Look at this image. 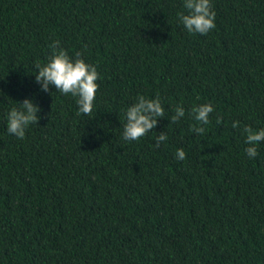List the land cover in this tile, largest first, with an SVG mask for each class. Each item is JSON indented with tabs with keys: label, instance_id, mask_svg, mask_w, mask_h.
<instances>
[{
	"label": "trees",
	"instance_id": "1",
	"mask_svg": "<svg viewBox=\"0 0 264 264\" xmlns=\"http://www.w3.org/2000/svg\"><path fill=\"white\" fill-rule=\"evenodd\" d=\"M183 2L0 0V264H264V141L250 158L243 132L264 128V0H211L207 35ZM54 41L97 68L91 115L36 82ZM140 95L165 117L125 141ZM25 99L42 118L18 139L7 113Z\"/></svg>",
	"mask_w": 264,
	"mask_h": 264
},
{
	"label": "clouds",
	"instance_id": "2",
	"mask_svg": "<svg viewBox=\"0 0 264 264\" xmlns=\"http://www.w3.org/2000/svg\"><path fill=\"white\" fill-rule=\"evenodd\" d=\"M183 7L187 10V14L180 13L179 18L190 34L207 35L216 27V13L212 9L211 0H184ZM59 43V41H54L49 46L51 54L45 65H36L35 80L41 85L42 91L48 92L54 87L56 92L76 97L78 114L91 115L99 89L97 81L100 77L97 68L86 63L81 58V53H76L75 58L71 57L65 49L59 47ZM19 105V108L14 107L7 113V130L18 139H23L28 126L39 124L42 117L38 115L41 111L40 106L31 99H25ZM213 111L211 103L200 104L192 109L194 120L199 125L208 124L209 115ZM174 113L170 118V124L177 123L185 116L182 106H177ZM164 117L165 109L159 96L151 99L140 95L125 113L126 123L123 125L122 138L125 141L139 140L156 128L158 119ZM221 119L218 118L217 123H220ZM238 125L239 121H236L232 127L236 128ZM191 131L199 135L205 132V128L194 125ZM243 132L246 134V143L249 145L245 151L250 158H255L258 155L256 145L264 141V128L255 131L250 126H245ZM167 138V134L161 132L156 137L155 146L159 147ZM185 158V151L182 148L178 149L176 159L182 161Z\"/></svg>",
	"mask_w": 264,
	"mask_h": 264
},
{
	"label": "bare ground",
	"instance_id": "3",
	"mask_svg": "<svg viewBox=\"0 0 264 264\" xmlns=\"http://www.w3.org/2000/svg\"><path fill=\"white\" fill-rule=\"evenodd\" d=\"M116 263V262H115Z\"/></svg>",
	"mask_w": 264,
	"mask_h": 264
}]
</instances>
